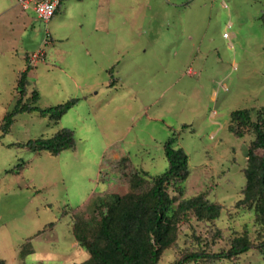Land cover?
<instances>
[{"label":"rangeland","instance_id":"obj_1","mask_svg":"<svg viewBox=\"0 0 264 264\" xmlns=\"http://www.w3.org/2000/svg\"><path fill=\"white\" fill-rule=\"evenodd\" d=\"M166 1H190L183 12L184 33L168 20H151L148 6ZM13 4L0 18V127L20 98L18 79L29 57L40 52L23 102L40 109L71 99L78 103L58 122L25 112L8 134L0 131V259L5 264L85 262L88 253L73 245L75 217L93 219L96 226L97 207L106 210L116 195L130 192L136 170L151 177L164 174L165 144L177 137L189 157L183 198L207 193L224 208L214 224L195 218L180 223L177 247L167 250L160 264L199 248L197 238L209 251L220 252L229 248V238L245 233L250 251L213 264H264L258 248L264 229L254 211L234 207L243 196V169L254 135L249 130L237 138L228 129L232 112L253 110L256 121L264 109V0H66L48 22L22 11L16 0ZM118 37L125 40L122 49ZM157 37L173 41L170 49L156 44ZM65 128L74 131L76 146L57 156L20 146ZM256 153L264 156L261 149ZM218 229L225 239L214 240L211 232ZM27 243L34 253L23 260Z\"/></svg>","mask_w":264,"mask_h":264},{"label":"trees","instance_id":"obj_2","mask_svg":"<svg viewBox=\"0 0 264 264\" xmlns=\"http://www.w3.org/2000/svg\"><path fill=\"white\" fill-rule=\"evenodd\" d=\"M261 19L264 24V12ZM30 70L31 65L28 64L19 76L17 87L20 98L15 109L7 112L1 122L2 135L10 132L15 118L22 113L38 112L58 122L78 103V99H71L48 109L25 104L23 98L28 95ZM38 99L39 93L34 91L33 103ZM252 114L253 110L249 109L234 111L228 126L229 132L237 138H243L249 130L254 135L248 146L247 166L243 169L246 177L243 196L234 207L254 211L257 224L264 229V156L256 153L259 149L264 151V109L259 110L256 121H253ZM20 146L33 152L47 151L57 156L75 148L76 138L73 130L65 128L51 138L30 140ZM164 150L169 165L167 171L151 177L147 172L136 170L131 177L130 192L116 195L115 204L106 210L97 207L100 219L96 226L93 225V219L80 215L75 217L72 234L79 247L89 255L81 264H160L165 252L177 247L180 223L189 222L192 218L211 224L218 221L224 207L219 202L211 201L207 193L183 198L184 184L189 177V157L178 146L177 137L170 138ZM171 191L179 196L171 195ZM53 226L54 223L50 224L42 232ZM211 235L214 240L226 238L220 229L212 231ZM196 240L199 248L182 251L180 257L171 264H213L237 260L253 247L247 233L229 238V248L220 252L209 251L203 247L200 238ZM258 248L264 256V239ZM33 253L31 243H27L20 255L25 260ZM0 264H5V261L0 259Z\"/></svg>","mask_w":264,"mask_h":264},{"label":"crops","instance_id":"obj_3","mask_svg":"<svg viewBox=\"0 0 264 264\" xmlns=\"http://www.w3.org/2000/svg\"><path fill=\"white\" fill-rule=\"evenodd\" d=\"M65 1L66 0H64L62 2L60 9L62 8L63 3ZM83 1H85V0H80V2H83ZM99 1H102V0H99ZM111 1L114 2V3L116 2V0H111ZM165 4H167V5H149L148 6V9L150 11H152L151 20H157L158 22L168 20L169 23H170V27L171 26H174V27L177 28V26L180 25L182 27V29H178V28L177 29L180 30V31H182V33H184V31H183L184 30L183 29V23H186V21L184 20L183 12L184 11H187V10H189L191 8V5H189L190 4V1H187V2L183 3V5H172L169 1H166ZM223 4L225 6L227 4V2L224 1ZM0 5H2L1 8H0V18L3 17L5 14H7L9 12H12L13 9H14L13 0H11L10 2H6V0H0ZM154 8H156L160 12H154ZM166 8L169 11L168 14H166L163 10L161 11V9H166ZM135 9H136V13L134 14V16H137L139 14V10H138L137 5L135 6ZM170 10H174L175 12H177L179 14L178 18H174L173 16H171L170 15L171 14L170 13ZM112 14H113V12H112ZM118 15H122V13H119ZM118 15H116V18H117ZM116 20H114V23H116ZM127 23L130 26H132V25H134L136 23V21L135 20H132V23H130V22H127ZM121 24H122V26L126 25V21H124V19H123L121 21ZM117 26L119 27V22H118ZM97 28L100 29L101 27L100 26H97ZM105 30L108 31V27H105L104 28V31ZM224 36H226V35H224ZM118 39H120V41L118 43V49H122L124 47V45L126 44L125 43V40L123 38H120V37H118L116 40H118ZM155 39H157L155 41L156 44H158L164 51H167V49H170V46L172 45V42H173V41H170L169 39H167L166 41L163 40V39H158V37L155 38ZM114 83L115 84L117 83L116 80H115ZM73 245L75 247L79 246L76 240L73 241Z\"/></svg>","mask_w":264,"mask_h":264},{"label":"built area","instance_id":"obj_4","mask_svg":"<svg viewBox=\"0 0 264 264\" xmlns=\"http://www.w3.org/2000/svg\"><path fill=\"white\" fill-rule=\"evenodd\" d=\"M63 1L64 0H16L22 11L31 12L44 22H48L54 17L60 9ZM41 54L43 55V52L29 57V61L31 59L32 62H29V65L34 66Z\"/></svg>","mask_w":264,"mask_h":264}]
</instances>
